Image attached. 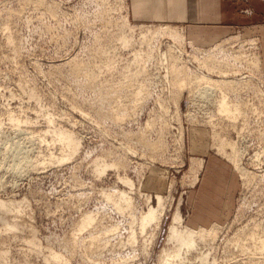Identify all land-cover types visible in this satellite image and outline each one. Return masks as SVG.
I'll return each mask as SVG.
<instances>
[{
    "label": "rangeland",
    "instance_id": "rangeland-1",
    "mask_svg": "<svg viewBox=\"0 0 264 264\" xmlns=\"http://www.w3.org/2000/svg\"><path fill=\"white\" fill-rule=\"evenodd\" d=\"M179 3L185 7H174ZM200 12H207L209 21L195 23L201 26L193 30L190 17L199 20L195 18ZM214 19L221 20L214 23ZM149 24L180 25L186 29L181 30L186 32L187 40L201 46L232 40L225 49L239 50L237 54L248 56L239 59L256 60L257 66L259 63L261 71L258 70L262 73L249 71L248 67L253 66L246 63L234 62L241 70H232L233 75L252 80L250 85H242L243 89L237 88L241 90L239 96H232L233 100L245 97L242 100L245 105L248 103L237 120L218 116L217 105L211 102L207 105L206 97L188 95L185 89L178 96L180 93L171 84L174 73L169 69L170 61L166 60V64L162 52L172 53L174 47L179 49L175 50L179 54L182 46H175L181 45L180 42L163 32L165 36L151 33L145 39L141 35L147 32ZM229 24L237 27L221 32L212 26ZM253 26L258 30H247ZM168 40L170 45L166 44ZM190 45L183 44L186 52L183 51L180 61L185 66L189 64L191 77L208 67L203 69L205 63L198 56L195 58ZM158 46L159 51L155 49ZM183 59L192 62L186 64ZM145 60H148L146 66ZM228 61L230 64L231 60ZM194 67H198L196 71ZM218 74L210 75L218 78ZM123 81L128 91L123 89ZM112 85L117 89L113 94ZM141 85L149 90L142 88L141 97L135 100ZM133 93L135 99L130 98ZM261 94L264 96V0H0V200L9 204V208L0 207V264H111L123 256H136L138 264H161L159 254L181 195L185 224L221 225L218 237L200 241L198 249L191 251L184 264H264V250L258 247L259 243L245 239L254 231L264 235V97ZM173 117L177 122H169ZM150 120L156 121L153 127L146 126L145 121ZM166 121L175 122L167 127ZM60 127L73 132L81 145L71 159L54 162L50 159L52 155L59 157L69 151L68 146L54 139L57 138L54 129ZM139 131L147 133L146 137ZM217 134L236 142L239 168L218 153ZM179 135L183 136L182 140ZM129 145L141 154H134ZM153 149L156 150L152 153ZM156 153L161 157L157 158ZM98 156L108 162L125 160V164L108 167L99 174L95 166ZM196 156L203 158L204 166L199 181L191 185L187 181L193 178L191 160ZM123 176L135 180L133 189L122 180ZM172 179L175 183L170 192ZM120 188L132 191L133 208L117 209L109 200L108 193ZM148 193L169 195L161 226L157 228L154 222L148 234H142L136 225L137 244L123 248L120 241L130 235L134 216L149 208ZM155 203L153 198L151 204ZM88 212L96 220L82 229L79 223ZM12 223L17 228L9 229ZM116 224L118 231L108 232ZM100 229L107 230L106 242L100 253L90 254L84 244ZM238 232L242 236L240 240L236 239ZM147 235L154 238L148 250ZM74 236L82 240L81 244L77 241L73 244ZM203 251L211 252L205 261L200 260Z\"/></svg>",
    "mask_w": 264,
    "mask_h": 264
},
{
    "label": "bare ground",
    "instance_id": "bare-ground-1",
    "mask_svg": "<svg viewBox=\"0 0 264 264\" xmlns=\"http://www.w3.org/2000/svg\"><path fill=\"white\" fill-rule=\"evenodd\" d=\"M127 17V16H126ZM127 22L129 21L128 20V18H126L125 19ZM126 23V22H125ZM128 23H130V22H128ZM127 23V24H128ZM144 24V23H143ZM129 25V24H128ZM146 25V24H145ZM150 26H148V28H147V32L146 33H144L143 35H141V36H143V37H145V39H147L148 38V36L152 33L153 35H155V33H159V35H160V33L162 34V32L163 33H166V34H168V35H170V36H172V37H174L173 39H175L174 41L176 42V39L178 40V42H180L179 44H181V45H177L176 43H174V44H176L175 46H179V47H181L182 46V49H180V50H182L181 51V53H179V54H177V53H175V50H176V52L179 50H177L176 48H174V47H172L173 48V50H174V52H169L168 50H167V52H162V53H164L165 55H163V56H165V57H163V58H165V59H163V60H167L168 62L170 61V65H169V69H170V67L172 68V72L174 73V74H172V72H171V74L173 75V79H172V82H171V84L173 83V85H175V87L174 86H172V87H174L176 90V92H178V94L180 93V95H178L179 97L182 95V91H184V89L185 90H188L189 91V94L188 95H192L193 93H194V95L196 94V95H201L200 97H206V101H207V105H208V102H211V103H214V104H216L217 105V111L219 112H216V113H218L219 115L218 116H226V118L227 117H229L228 118V120L229 119H233V120H237L239 117H240V115H241V113H242V111L244 110V109H246L247 107H246V105H248V103L245 105V101L244 100H242V98H245V97H242L241 98V100H236L235 99V97H234V99L235 100H233V97L232 96H239V94H237L239 91L241 92V90H239L238 91V89L237 88H239V86L241 87L242 85H250V83H251V79L250 78H252V77H250V78H248V79H250V80H245V79H242V78H240V77H238V76H235V75H233V72H231L232 70L234 71H236L237 69L239 70L238 72H240V68L238 67V64L237 63H234V62H243V65H244V63H246V64H248V66H250L251 65V67L252 68H249L248 67V70L249 71H252V69L253 70H260L261 71V68H260V66H259V63H258V66L256 65V60H252L251 62H247L246 60H242V58L244 57V56H246V57H248L246 54H244V53H241L240 55L239 54H237V53H239L238 51L239 50H232L231 48H229V49H225L226 48V45H227V42L229 43L228 45H230V42L232 41H230L229 39H226V40H224V41H221V42H217V43H215V44H213V45H211V46H201V45H198V44H196L195 42H191V40H187V38H186V29H184L183 27H179V26H173L172 24H160L159 26H151V24H149ZM147 26V25H146ZM131 27H133L132 26V24H131ZM134 28V27H133ZM181 29H184L183 31L181 30ZM133 31V30H132ZM145 31V30H144ZM141 33V32H140ZM143 33V32H142ZM165 34V35H166ZM158 35V34H157ZM157 35H155L156 37H157ZM158 35V36H159ZM162 35H164V34H162ZM164 35V36H165ZM151 37H149V39H150ZM230 38V37H229ZM129 39H131V38H129ZM136 39V38H135ZM140 39H141V37H140ZM145 39H144V41H145ZM153 39H156V38H153ZM180 40V41H179ZM255 40V39H254ZM253 40V41H254ZM120 41V40H119ZM126 41H127V39H126ZM125 41V42H126ZM188 43H190L191 45V48L192 49H194V51H195V58H198V59H200V61H202V63H205L204 65V67H203V69L205 68V67H208L207 69L208 70H205V71H201L200 72V69H199V73H198V71H197V75H191V77H190V67L187 65V66H185V63L183 62V64H181V61L180 60H182V54H183V51L184 50H186L185 48H184V46H183V44H187V42ZM124 42V41H123ZM124 42V43H125ZM129 42V41H128ZM140 42V41H139ZM161 43H162V40L160 41ZM165 42H166V40H165ZM164 42V43H165ZM177 42V43H178ZM123 43V44H124ZM154 43H156V42H154ZM170 42H169V40H168V43H166V44H169ZM242 43V42H241ZM246 43V42H245ZM126 44H127V42H126ZM151 45L150 46H152V43H150ZM232 44H234V43H232ZM231 44V45H232ZM157 45H158V43H157ZM161 44H159V46H160ZM164 45V44H163ZM170 45V44H169ZM241 45H243V43L241 44ZM144 46V45H143ZM159 46H158V48H155L157 51H159L160 49H159ZM166 46H168V45H166ZM174 46V45H173ZM248 46H249V44H248ZM251 46H254V45H251ZM251 46H249V47H251ZM154 47H156V46H154ZM248 47V48H249ZM104 48V47H103ZM127 48V47H126ZM128 48H129V46H128ZM141 48V47H140ZM145 48V47H144ZM150 48V47H149ZM148 48V49H149ZM171 48V47H170ZM171 48V49H172ZM243 48V47H242ZM143 49V48H142ZM141 49V50H142ZM167 49V48H166ZM166 49H165V51H166ZM243 49H245V48H243ZM102 50V49H101ZM139 50V49H138ZM145 50V49H144ZM144 50H142V51H144ZM153 50V49H152ZM151 50V51H152ZM252 50V49H251ZM103 51V50H102ZM151 51L149 50L148 52L149 53H151ZM155 51V50H154ZM164 51V50H163ZM194 51H192V53L194 52ZM229 51V52H228ZM246 51V50H245ZM249 51V50H248ZM252 51H254V50H252ZM135 52V51H134ZM147 52V53H148ZM184 52H186V51H184ZM236 52V53H235ZM256 52V51H255ZM149 53L146 55V56H148L149 55ZM152 53H154V52H152ZM151 53V54H152ZM161 53V54H162ZM166 53H168V54H166ZM170 53V54H169ZM189 53V52H188ZM192 53H190V54H192ZM249 53V52H248ZM151 54H150V56H151ZM160 54V55H161ZM187 54V53H186ZM153 55V54H152ZM159 55V54H158ZM169 55H170V57H169ZM189 55V54H188ZM194 55V54H193ZM253 55V54H252ZM255 55V54H254ZM132 56V55H131ZM155 56H156V54H155ZM198 56V57H197ZM139 57H140V55H139ZM142 57V56H141ZM193 57V56H192ZM239 57H242V58H240L239 59ZM148 58H149V56H148ZM158 58H160V57H158ZM195 58H193V59H195ZM145 59V58H144ZM156 59V58H155ZM154 59V60H155ZM162 59H160V61L162 60ZM228 59L229 60H231L230 62V64H229V61H228ZM245 59V58H244ZM137 60V59H136ZM150 60H152V61H154L153 59H150ZM157 60V59H156ZM184 61H185V59H183ZM187 61H188V59H186ZM190 60V59H189ZM196 60V59H195ZM151 61V62H152ZM159 61V60H158ZM167 61H166V64H167ZM194 61V60H193ZM131 62H133V61H131ZM145 62H147V64H148V60H145L144 62H143V64L145 63ZM164 62V61H163ZM163 62H161L163 65H165ZM186 62V61H185ZM190 62H192L191 60H190ZM190 62H186V64L187 63H190ZM197 62V61H196ZM161 63H158L157 65H156V63H155V65L156 66H158L159 64H161ZM146 64V65H147ZM193 65H194V63H192ZM207 64V65H206ZM223 64H225L224 66H223ZM232 64V65H231ZM127 65H128V63H127ZM145 65V64H144ZM145 65V66H146ZM161 66V67H163L164 68V66ZM174 65V66H173ZM192 65V66H193ZM196 65V64H195ZM200 65H202L201 63H200ZM209 65H211V66H209ZM213 65V66H212ZM235 65V66H234ZM130 66V65H129ZM133 66V65H132ZM141 66V65H140ZM156 66H155V68H156ZM237 66V67H236ZM127 67V66H126ZM198 67H199V65H198ZM197 67V68H198ZM129 68H131V66L129 67ZM146 68V70L148 71V67H145ZM160 68V67H159ZM159 68H158V70H159ZM162 68V69H163ZM196 68V69H197ZM201 68V67H200ZM246 68V67H245ZM244 68V69H245ZM139 69H141V68H139ZM167 69V68H166ZM169 69H167V71L169 70ZM194 69H195V67H194ZM196 69L194 70V71H196ZM243 69V70H244ZM157 70V71H158ZM164 70H165V68H164ZM258 70V71H259ZM135 71V70H134ZM160 71H162V70H160ZM159 71V72H160ZM170 71V70H169ZM208 71V72H207ZM259 71V72H260ZM263 71V70H262ZM210 72V73H209ZM211 72H213V73H217V72H219V76H218V78H215L214 76H212V75H210L211 74ZM238 72H237V74H238ZM130 73V72H129ZM141 73V72H140ZM147 73V72H146ZM153 73V72H152ZM161 73V72H160ZM232 73V74H231ZM253 72H251V74H252ZM260 73H262V72H260ZM155 74V73H154ZM162 74V73H161ZM169 74V73H168ZM167 74V75H168ZM170 74V75H171ZM192 74H194L193 73V71H192ZM196 74V73H195ZM230 74V75H229ZM235 74H236V72H235ZM142 75H143V73H142ZM153 74H150V75H148V76H151L152 78L154 77V76H152ZM157 75H159L158 73L156 74V76ZM163 75H165V78H168V77H166V74H163ZM162 75V76H163ZM189 75V76H188ZM233 75V76H232ZM253 75H254V73H253ZM169 76V75H168ZM170 77V76H169ZM172 77V76H171ZM157 78H158V76L156 77V82H157ZM149 79H151V78H149ZM154 79V78H153ZM153 79H151L152 81H153ZM171 78H169V79H167V82L170 80ZM256 79V78H255ZM141 80V79H140ZM159 80V79H158ZM161 80V79H160ZM162 80H163V78H162ZM134 81V80H133ZM135 81H136V79H135ZM139 80L137 79V82H138ZM142 81V80H141ZM138 82V83H142V82ZM166 80L164 79V82H165ZM171 81V80H170ZM124 82V81H123ZM127 82V81H126ZM144 82V81H143ZM151 82V81H150ZM150 82H148V84L150 83ZM130 83L131 84H135V82L134 83H132V81L130 80ZM129 83V84H130ZM137 83V84H138ZM151 83H153V82H151ZM151 83H150V85H148V86H152L151 85ZM159 83V82H158ZM160 83H162V81L160 82ZM166 83V82H165ZM169 83V82H168ZM263 83V82H262ZM127 84V83H126ZM164 84V83H163ZM171 84H169V85H171ZM253 84V83H252ZM125 85V82H124V84L122 85V86H124ZM165 86H166V84H164ZM108 86V85H107ZM110 86V85H109ZM108 86V87H109ZM113 86L114 85H112V87L111 88H113ZM120 86V85H119ZM121 86V87H122ZM127 86V85H126ZM131 87H133V86H136V85H130ZM130 86H127V87H129L130 88ZM138 87L140 86V85H137ZM142 86V85H141ZM146 86H147V84H146ZM154 86V85H153ZM117 87V86H116ZM121 87H118V88H121ZM150 87H148V88H150ZM163 87V86H162ZM170 87V86H169ZM143 88V86L142 87H140L139 89H137V91H136V94H137V99H135L134 97L136 96V94L134 95V93L132 94L133 96H131L130 95V98L131 97H133L135 100H138V96H140L142 93H141V89ZM144 88H146V87H144ZM143 88V89H144ZM155 88V87H154ZM166 88V87H165ZM171 88V87H170ZM174 88H172V89H174ZM244 88V87H243ZM242 87L241 88H239V89H243ZM246 88V87H245ZM248 88V87H247ZM109 89H110V87H109ZM115 89V87L112 89V94H113V90ZM123 89H125V86H124V88ZM161 89H164V87L163 88H161ZM167 90H168V86H167V88H166ZM254 89V88H253ZM116 91H117V89H115ZM129 89H125V91H128ZM134 90H136V89H134ZM145 91H148L147 89H144ZM151 90V89H150ZM165 90V89H164ZM163 90V91H164ZM166 90V91H167ZM244 90H246V89H244ZM250 90H251V88H250ZM258 90H259V88H258ZM108 91H110V90H108ZM107 90L105 91V92H108ZM116 91H114L115 93H118V92H116ZM119 91H121V90H119ZM152 91V90H151ZM158 91V90H157ZM170 91V90H169ZM255 91H257V90H255ZM104 92V93H105ZM111 92V91H110ZM121 92H124V90L123 91H121ZM120 92V93H121ZM159 92V91H158ZM165 92V91H164ZM175 92V93H176ZM192 92V93H191ZM213 92H215V95H219L218 97L219 98H216V97H214L215 95H214V93ZM251 92V91H250ZM259 92L260 93H262L261 92V88H260V90H259ZM126 93V92H125ZM141 93V94H140ZM145 93V92H144ZM152 93V92H151ZM167 93V92H166ZM165 93V94H166ZM171 93V92H170ZM169 93V94H170ZM173 93H174V91H173ZM173 93H171V94H173ZM244 93V92H243ZM256 93V92H255ZM254 93V94H255ZM111 94V95H112ZM124 94V93H123ZM140 94V95H139ZM150 94V93H149ZM162 94H164L163 92H162ZM162 94H161V96H162ZM108 95H109V93H108ZM110 95V96H111ZM145 95H146V93H145ZM144 95V96H145ZM168 95V94H167ZM175 95V94H174ZM184 95V94H183ZM188 95H187V97H188ZM195 95V96H196ZM256 95V94H255ZM262 95V94H261ZM121 95H119V97H120ZM123 96V95H122ZM158 96V95H157ZM166 96V95H165ZM169 96V95H168ZM171 96H173V95H171ZM178 96H176V97H178ZM194 96V97H195ZM258 96V95H257ZM263 96V95H262ZM112 97V96H111ZM110 97V98H111ZM114 97V96H113ZM118 97V99H120ZM141 97V96H140ZM178 97V99H181V98H179ZM240 97H241V95H240ZM264 97V96H263ZM109 98V99H110ZM127 98V97H126ZM145 98H146V96H145ZM166 98V97H165ZM170 98H172V97H170ZM173 98H175V97H173ZM189 98H190V96H189ZM188 98V99H189ZM127 99H129V97L127 98ZM141 99V98H140ZM167 99V98H166ZM176 99V98H175ZM198 99H200V98H198ZM238 99V98H237ZM110 100H112V99H110ZM132 100V99H131ZM162 101H166V100H163V99H161ZM168 100V99H167ZM170 100V99H169ZM177 100V99H176ZM124 101V100H123ZM145 101H146V99H145ZM144 101V102H145ZM159 101H160V99H159ZM159 101H158V104H160L159 103ZM161 101V103H163ZM171 101V100H170ZM172 101H175L174 99L172 100ZM179 102H180V100H178ZM197 101V100H196ZM195 101V102H196ZM201 101V100H200ZM205 101V100H204ZM244 101V102H243ZM120 102H122V101H120ZM157 102V101H156ZM167 102V101H166ZM176 102V101H175ZM179 102H177L176 103V107H177V112H178V107H180V105H179ZM190 102H192V100H191V98H190ZM119 103V102H118ZM169 103V102H168ZM198 103V102H197ZM164 104V103H163ZM190 104V103H189ZM192 105H193V103H191ZM201 103L199 102V105H200ZM203 104H204V102H203ZM116 105H117V103H116ZM121 105H122V103H121ZM120 105V106H121ZM165 105V104H164ZM173 104H171V105H169V106H172ZM175 105V104H174ZM206 105V104H205ZM245 105V107H243ZM115 106V105H114ZM114 106H113V108H114ZM119 106V105H118ZM161 106H162V104H161ZM189 107L188 108H190V106L191 105H188ZM201 106V108H203L202 107V105H200ZM166 107H168V105L166 106ZM195 107V106H194ZM215 107V106H214ZM160 108V107H159ZM187 108V109H188ZM193 108V106H191V109ZM201 108H200V110H201ZM115 109V108H114ZM120 109V108H119ZM123 109V108H122ZM167 109H169V108H167ZM166 109V110H167ZM171 109V108H170ZM190 109V110H191ZM215 109V108H214ZM135 110V109H134ZM154 110V109H153ZM192 110H194V108L192 109ZM156 111V110H155ZM181 111V110H180ZM203 111V110H202ZM205 111H207V110H205ZM204 111V112H205ZM212 112H213V110H211ZM210 111V112H211ZM214 111H216V110H214ZM164 112V111H163ZM172 112V111H171ZM175 112H176V109H175ZM177 112L175 113V114H177ZM193 112H195V111H193ZM197 112H199L198 110H197ZM189 114H190V111L188 112ZM187 113V114H188ZM196 113V112H195ZM214 113V112H213ZM215 113V114H216ZM220 113L222 114V115H220ZM118 114V113H117ZM167 114H169V113H167ZM175 114H170V116L172 115V116H175ZM178 115V114H177ZM191 115L193 116V114L191 113ZM197 115V114H196ZM201 115V114H200ZM118 116V117H117ZM117 116H115V117H117V118H120L119 116V114L117 115ZM161 116H163V115H161ZM165 116L166 115H164V119H165ZM168 116V115H167ZM195 116V115H194ZM162 118V117H161ZM175 117H173V118H170V121L169 122H171L172 120H175L176 122H177V120L176 119H174ZM177 118V117H176ZM188 119L189 118H191V117H187ZM195 118V117H194ZM163 119V118H162ZM163 119V120H164ZM196 119H198V116H197V118ZM155 120H156V118H155ZM168 120H169V118H168ZM167 120V121H168ZM181 120V119H180ZM232 120V121H233ZM165 121V120H164ZM166 121V122H167ZM175 121H173L171 124L169 123V122H167V124H165V126H167L168 125V123L172 126L173 125V123L175 122ZM193 122H194V120H192ZM145 122H147L146 123V126L147 127H153L155 124V122L156 121H154L153 122V120H150V121H145ZM163 122V121H162ZM196 122V121H195ZM154 124V125H153ZM179 124V123H178ZM170 125L169 126H167V127H170ZM181 125H182V121H181ZM164 126V125H163ZM166 127V128H167ZM144 129H146V131H147V128L145 127ZM142 130L143 129H141V132H142ZM145 131V130H144ZM145 131V132H146ZM183 131V130H182ZM140 131H139V134H141L142 136H145L146 134H142ZM54 134H55V136L57 137V138H54L55 140H59V142H61L63 145H66V146H68L69 147V151L68 152H65V153H63L62 154V156H59V157H55L56 155H54V157H50V159H51V161H54V162H63V161H66V160H69V159H71V157H72V155H74V153L75 152H77V150L80 148V145H81V141H80V139L78 140V139H76L75 137H74V133L73 132H71V131H69V130H67V129H63V128H55L54 129ZM127 134V132L125 133V135ZM179 134H181V132L179 133ZM182 134H183V132H182ZM130 136H133L131 133L129 134ZM128 135V136H129ZM139 136V135H138ZM137 136V137H138ZM177 137H178V135H176ZM180 136V135H179ZM146 137V136H145ZM144 137V138H145ZM176 137V138H177ZM181 137V136H180ZM183 137V136H182ZM182 137H181V140H182ZM139 138H141V136H139ZM143 138V137H142ZM215 138H216V140H217V142H216V148H217V151H218V153L220 154V155H222L223 157H225V158H227L229 161H231L235 166H236V168L238 167H240L239 166V155H240V153H239V149H238V147H237V145H236V142L234 141V140H232V139H229V138H221V136L220 135H215ZM147 138H145V140H146ZM179 139V138H178ZM147 141V140H146ZM161 141V140H160ZM160 141H158V143L160 142ZM120 142H124V141H120ZM156 143V141H153V143ZM177 142V141H176ZM180 142V140L178 141V143ZM154 143V144H155ZM157 143V144H158ZM156 144V145H157ZM163 144H164V142H163ZM162 143H160V144H158L159 146L160 145H163ZM121 146H122V144H120ZM126 145V144H125ZM131 145H129V148L133 151V152H135L134 154H139L140 152H138L137 153V148H136V150L134 149V147H133V149L130 147ZM152 146V145H151ZM163 146H165V145H163ZM177 146V145H176ZM179 146V145H178ZM123 147H124V145H123ZM158 147V146H157ZM162 147V146H161ZM161 147H159V148H161ZM182 147V146H181ZM126 148V147H125ZM128 148V149H129ZM154 148H155V146H154ZM163 148V147H162ZM227 148H230L231 149V151H229V150H227ZM128 149H126V150H128ZM129 149V150H130ZM180 150H181V148H179ZM130 150V151H131ZM156 150V149H155ZM154 149H153V151H152V153L155 151ZM180 150H177L176 149V151H178V153H179V151ZM157 152V151H156ZM141 154V153H140ZM155 154V153H154ZM157 154V153H156ZM179 154H181V152L179 153ZM178 154V155H179ZM153 155V154H152ZM159 154H157L156 155V157L158 156ZM102 156V155H101ZM134 156V155H133ZM140 156V155H139ZM149 156V155H148ZM147 156V157H148ZM160 157H161V155H159ZM174 156H176L175 154H174ZM173 156V157H174ZM103 157V156H102ZM140 157H142L143 158V156L141 155ZM149 157H151V156H149ZM155 158V157H154ZM158 158V157H157ZM175 158V157H174ZM180 158H181V156H180ZM175 159H177V157L175 158ZM178 159H179V157H178ZM146 160V159H145ZM151 160V159H150ZM155 160H156V158H155ZM161 160H163V159H161ZM167 160V159H166ZM158 161V160H157ZM164 161V160H163ZM95 162H96V170H97V173H99V174H103L107 169H108V167H111V166H113V167H118V166H121V165H124L125 164V160H118V161H112V162H108V161H106V160H103V159H101L99 156L96 158V160H95ZM146 162H147V160H146ZM155 162V161H154ZM165 162V161H164ZM170 162V161H169ZM150 163H151V161H150ZM156 163V162H155ZM166 163H168V162H166ZM150 166V165H149ZM148 166V167H149ZM203 166H204V162H203V158H200V157H193L192 158V160H191V169L192 170H194V171H192L193 172V178L192 179H190L191 181H187V182H190L191 183V185L194 183V185H195V183H197L198 181H199V179H200V175H201V172L200 171H202V168H203ZM147 167V168H148ZM18 171H21L20 169H18ZM141 173V172H140ZM190 174H191V172H190ZM190 176V175H189ZM192 177V176H191ZM183 178H185L184 176H183ZM189 179V178H188ZM122 180L126 183V184H128L132 189H133V187L135 186V180L134 179H132L131 177H129V176H123L122 177ZM173 180V179H172ZM184 180L185 179H183V182H184ZM175 180H173V181H171V182H173L172 184H170V192L172 191V188H173V186H174V182ZM177 183V182H176ZM186 183V182H185ZM184 183V184H185ZM190 183H189V185H190ZM183 184V183H182ZM131 193H132V191L131 190H128V189H126V188H120V189H118V190H116V191H114V192H109L108 193V198H109V200L110 201H112L113 203H114V205H115V207L117 208V209H130V208H133V206H134V201L132 200V195H131ZM149 194V193H148ZM171 195V194H170ZM169 196V195H168ZM168 196L166 195V194H162V193H156L155 195H152V194H149L148 195V200L149 201H151L152 202V199L154 198L155 200H156V203L155 204H151V202H149V208H148V210H146V211H143L142 213H141V215H139V216H134V218H133V221L131 222V233H130V235L125 239V240H122V241H120V246H123V248H126L128 245H132V246H135L136 244H137V241H138V230H137V228H136V225H139V227H140V229H141V233L142 234H148V229H149V227H150V225L151 224H153L154 222H155V224H156V226H157V228L158 227H160L161 226V223H162V220H163V216H164V214H165V212H166V209H167V207H168V205H167V200H168ZM182 202H183V195H181V197H180V199H179V202H178V205H177V207H176V209H175V211H174V213H173V217H172V221H171V223H170V225H169V229H168V235H167V237H166V242H165V245H164V247L161 249V253L159 254V256H160V258H159V260H160V262H161V264H184V262L186 261V259L189 257V255L192 253L191 251H193V250H197L198 249V246H199V243H200V241H203V240H209V238H212V239H215V238H217L218 237V235H219V232H220V227H221V225L220 224H218V223H215V224H213V225H211L210 227H207V226H205V225H199V226H197V227H193V226H190V225H187V224H185V217H184V215H183V213H182V209H181V206H182ZM0 207L1 208H9V204L7 203V202H5L4 200H0ZM96 220V216L94 215V214H92L91 212H88V213H86L85 215H84V217L81 219V221H80V223H79V226H80V228H82V229H85V228H87V227H89L90 225H92V224H94V221ZM114 225V224H113ZM17 224L16 223H12V224H10L9 225V229H15V228H17ZM97 227V226H96ZM106 228H108V227H105L104 229H106ZM118 228H119V226L116 224L115 226H112L111 225V227H109L108 228V232L110 231V232H113V231H118ZM101 230V232H99V231H94L93 232V234H91V239L88 241V242H86L85 244H84V246H85V250L86 251H88L90 254H92V253H100L101 252V250L100 249H102V247L104 246V244H105V236H104V234H106V231H103V229H100ZM99 232V233H98ZM237 234V236H236V239L237 240H240V237H242L241 236V233L240 232H238V233H236ZM150 235V234H149ZM149 235H147V236H145V241L149 238V240H148V242H147V245L145 244V248H146V250H148V248L150 247V244L153 242V239H152V236L150 237ZM245 239H251V240H253L254 242H256V243H259V245H258V247L261 249V250H264V235L262 234V235H258L257 233H255V231L254 232H251L249 235L247 234L246 235V237H245ZM76 241H77V243L78 244H81V241L82 240H80V239H78V237L77 236H74V241H73V244H75L76 243ZM150 241V242H149ZM94 253V254H95ZM150 253V252H149ZM211 255V252L210 251H203L202 253H201V256H200V260L201 261H205V260H207L208 258H209V256ZM136 256H133V257H131V256H128V257H126V256H123V257H121L120 259H119V261H114V262H112L111 264H138L137 263V261H136Z\"/></svg>",
    "mask_w": 264,
    "mask_h": 264
},
{
    "label": "crops",
    "instance_id": "crops-1",
    "mask_svg": "<svg viewBox=\"0 0 264 264\" xmlns=\"http://www.w3.org/2000/svg\"><path fill=\"white\" fill-rule=\"evenodd\" d=\"M203 5V4H202ZM197 6L198 7H200L201 5H199V4H197ZM174 7H177V8H183V7H185V4H183V3H179V4H176ZM195 13V12H194ZM142 14V13H141ZM144 14V13H143ZM146 14H151V13H146ZM151 15H154L153 13L151 14ZM193 15V14H192ZM208 13L206 12V13H198L197 14V16H196V18L195 19H199V20H194V19H192V17H190V22H191V24H190V26L193 28V30H195L194 28H196V29H198V27H200L201 25H197V24H195V23H197V22H206V21H209V19H207V17H208ZM195 16V15H194ZM193 16V17H194ZM211 18V17H210ZM212 19V18H211ZM221 19H222V16H221ZM220 19V20H221ZM203 20H206V21H203ZM215 21H214V23H216V21L217 22H220V20L218 21V20H216V19H214ZM207 23V22H206ZM213 26V28L214 29H217V30H219V31H223V30H226V31H228V30H234L237 26L236 25H234V24H229V25H212ZM258 27H249V28H247V30L248 31H257L258 29H257Z\"/></svg>",
    "mask_w": 264,
    "mask_h": 264
}]
</instances>
